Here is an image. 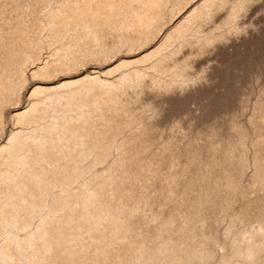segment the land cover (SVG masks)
Here are the masks:
<instances>
[{
    "label": "bare ground",
    "instance_id": "1",
    "mask_svg": "<svg viewBox=\"0 0 264 264\" xmlns=\"http://www.w3.org/2000/svg\"><path fill=\"white\" fill-rule=\"evenodd\" d=\"M0 264H264V0H0Z\"/></svg>",
    "mask_w": 264,
    "mask_h": 264
}]
</instances>
